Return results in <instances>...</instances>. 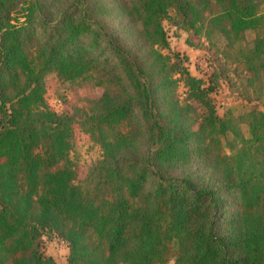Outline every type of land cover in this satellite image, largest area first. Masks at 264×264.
<instances>
[{
  "label": "trees",
  "instance_id": "1",
  "mask_svg": "<svg viewBox=\"0 0 264 264\" xmlns=\"http://www.w3.org/2000/svg\"><path fill=\"white\" fill-rule=\"evenodd\" d=\"M171 12L227 49L252 31L237 67L264 89V0H0V264H55L42 234L67 264H264V112L216 114L161 51ZM50 73L102 93L57 113ZM77 132L102 152L82 184Z\"/></svg>",
  "mask_w": 264,
  "mask_h": 264
},
{
  "label": "rangeland",
  "instance_id": "2",
  "mask_svg": "<svg viewBox=\"0 0 264 264\" xmlns=\"http://www.w3.org/2000/svg\"><path fill=\"white\" fill-rule=\"evenodd\" d=\"M163 27L169 48L161 51L178 53L181 58H185L183 65L192 76L201 79L205 86H213L214 90L209 96L218 116L223 117L227 113L238 116L251 109L264 112V89L248 88L237 67L240 51L253 39L252 31H247L243 41L227 49L226 41L219 34H213L208 41L204 36H194L192 31L181 29L175 24L172 12L170 19L163 21ZM45 83L47 102L57 113L70 110L72 106L81 104L83 99H96L102 93L99 87L74 88L60 82L51 73L46 76ZM184 93L183 83L179 82L176 96L181 103L185 102ZM241 129L247 136L246 127L242 125ZM231 138L230 134L221 138L227 153H231L228 147L232 144ZM101 157L100 146L77 132L76 144L69 154L70 162L77 166V184H82L86 173ZM39 243L44 256L52 258L55 264H67L68 248L63 241L53 235L42 234Z\"/></svg>",
  "mask_w": 264,
  "mask_h": 264
}]
</instances>
